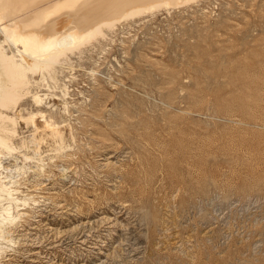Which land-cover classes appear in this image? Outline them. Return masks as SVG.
Here are the masks:
<instances>
[{"label": "rangeland", "instance_id": "1", "mask_svg": "<svg viewBox=\"0 0 264 264\" xmlns=\"http://www.w3.org/2000/svg\"><path fill=\"white\" fill-rule=\"evenodd\" d=\"M106 32L61 67L69 114L46 99L71 147L42 143L43 172L32 148L5 159L27 167L13 173L30 200L0 264H264V0ZM29 98L11 114L36 111ZM18 123L16 145L31 134Z\"/></svg>", "mask_w": 264, "mask_h": 264}, {"label": "bare ground", "instance_id": "2", "mask_svg": "<svg viewBox=\"0 0 264 264\" xmlns=\"http://www.w3.org/2000/svg\"><path fill=\"white\" fill-rule=\"evenodd\" d=\"M195 1L0 0V34L4 38L0 40V258L6 249L4 242H13L10 238L13 227L25 214L20 212V208L27 206L30 200L27 195L19 196L18 180L13 173L14 170L23 173L27 167L16 165L13 169L5 159L14 156L15 152L21 154L22 149L32 148L35 156L22 153V158L25 161L38 160L35 168L43 172L42 143H50V150L55 154L64 153L71 147L66 144L59 120L54 118L57 113L52 112L54 105L46 101L50 97L60 99L62 112L69 114L68 84H61L59 78V74L64 72L63 65L70 61L69 54L82 52L88 44L105 38L106 31H113L123 20ZM4 46H8L10 53ZM58 66L63 68L62 71L57 69ZM37 75L41 76L40 80L35 79ZM41 85V88L46 85V90L54 93L48 95L33 91L34 86L40 90ZM28 98L32 99L36 111L27 112V117L22 116L20 110L21 116L11 114ZM46 110L49 111L48 116ZM19 118L30 127L31 134L21 137L20 144L16 145ZM38 119L42 120V127L40 122L38 125ZM50 159L52 161L53 157Z\"/></svg>", "mask_w": 264, "mask_h": 264}]
</instances>
